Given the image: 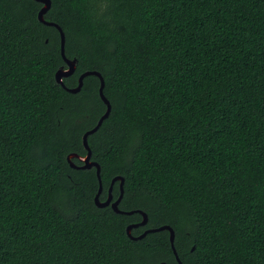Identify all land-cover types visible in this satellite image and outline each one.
<instances>
[{"label": "trees", "instance_id": "trees-1", "mask_svg": "<svg viewBox=\"0 0 264 264\" xmlns=\"http://www.w3.org/2000/svg\"><path fill=\"white\" fill-rule=\"evenodd\" d=\"M112 111L88 137L106 201L170 226L183 264H264V0H51ZM35 0H0V264H179L170 233L99 208L83 136L100 79L71 94L60 32ZM120 196L119 182L113 186ZM194 249V250H193Z\"/></svg>", "mask_w": 264, "mask_h": 264}, {"label": "water", "instance_id": "water-1", "mask_svg": "<svg viewBox=\"0 0 264 264\" xmlns=\"http://www.w3.org/2000/svg\"><path fill=\"white\" fill-rule=\"evenodd\" d=\"M36 2H39L43 5L42 9L39 11L38 14V20L46 25V26H50V27H55L59 32H60V38H61V55L63 57V60L65 62V64L67 65V69H65L64 67H62L57 73H56V81L58 84H60L64 89H66L69 93L71 94H77L82 90L83 84H84V79L88 76H96L100 79L101 82V86H100V90H99V94L100 97L102 99V101L104 102V104L107 106V110L105 112V114L100 118L97 126L95 128H93L92 130L88 131L84 136H83V144L85 149L87 150V155L85 157H79V159L83 162V166L78 167L76 166L73 162H72V158L73 157H78L77 155H71L68 157V161L70 162L72 168H77V169H84V170H90L92 168H96L97 169V176L99 179V191L95 197V204L97 207L99 208H105V207H111L113 209L114 212H116L117 214H126V215H133L135 213L141 214L143 217V221L140 224L137 225H131L127 228V233L128 236L132 239V240H141L143 238H145L149 233H155V232H161V231H168L170 233V242H171V246L173 249V252L175 254L176 260L179 264H183L182 261L179 258V255L177 253L176 247H175V232L174 230L170 227V226H162L160 228H156V229H150L145 231L142 235L138 236V237H133L131 234L132 229L137 228L139 226H145L148 223V215L141 211H131V212H124L121 211L119 209L120 203L124 197V184H125V179L122 176H117L112 180L110 189H109V196L107 198L106 201H101L100 200V196L102 194L103 191V185H102V180H101V167L98 163L93 162L92 161V151L91 148L89 146L88 143V137L94 133H96L100 127L102 126L103 122L109 118L111 111H112V105L110 103V101L108 100V98L105 96L104 94V89H105V81L104 78L102 76L101 73L97 72V71H89V72H85L83 73L80 78H79V82H78V86L76 88L73 89H67L66 86L64 85L63 79L67 78L71 75L74 74V72L76 71L77 68V60H70L66 57V53H65V47H66V35L63 31V29L61 28L60 25L54 23V22H48L45 20V15L48 13V11L51 9L52 7V1L51 0H35ZM116 182H119V187H120V196L117 200H113V194H112V190H113V186L115 185ZM194 250V249H193Z\"/></svg>", "mask_w": 264, "mask_h": 264}, {"label": "flooded vegetation", "instance_id": "flooded-vegetation-1", "mask_svg": "<svg viewBox=\"0 0 264 264\" xmlns=\"http://www.w3.org/2000/svg\"><path fill=\"white\" fill-rule=\"evenodd\" d=\"M114 200V199H113ZM115 201V200H114Z\"/></svg>", "mask_w": 264, "mask_h": 264}]
</instances>
